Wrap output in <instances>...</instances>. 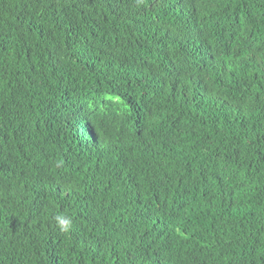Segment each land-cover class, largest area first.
<instances>
[{"label": "trees", "instance_id": "trees-1", "mask_svg": "<svg viewBox=\"0 0 264 264\" xmlns=\"http://www.w3.org/2000/svg\"><path fill=\"white\" fill-rule=\"evenodd\" d=\"M0 264H264V0H0Z\"/></svg>", "mask_w": 264, "mask_h": 264}, {"label": "clouds", "instance_id": "clouds-1", "mask_svg": "<svg viewBox=\"0 0 264 264\" xmlns=\"http://www.w3.org/2000/svg\"><path fill=\"white\" fill-rule=\"evenodd\" d=\"M54 228L60 233H69L72 229L73 220L70 216L64 213H58L53 217Z\"/></svg>", "mask_w": 264, "mask_h": 264}]
</instances>
